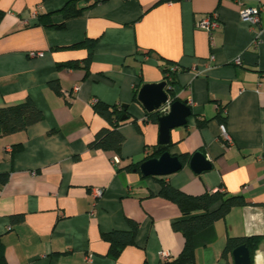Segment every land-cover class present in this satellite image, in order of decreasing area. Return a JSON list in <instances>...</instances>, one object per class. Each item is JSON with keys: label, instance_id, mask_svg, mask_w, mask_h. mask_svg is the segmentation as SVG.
<instances>
[{"label": "crops", "instance_id": "obj_1", "mask_svg": "<svg viewBox=\"0 0 264 264\" xmlns=\"http://www.w3.org/2000/svg\"><path fill=\"white\" fill-rule=\"evenodd\" d=\"M65 1L0 0V108L29 99L43 115L0 136L7 264H159L175 257L184 241L172 228L180 211L158 195L159 180L190 195L222 189L245 197L246 205L192 238L194 264L232 261L221 256L227 237L264 235V0H78L80 15L62 28L39 22L42 14L63 21ZM241 6H262L255 26L241 20ZM212 12L218 25L209 34L196 22ZM87 39L95 42L86 68H57L85 58ZM163 65L178 68L174 84L167 83L169 98L184 100L191 112L170 130L166 150L177 156L204 150L209 170L194 173L185 163L153 178L124 169L157 146L158 123L145 120L133 94L143 83L165 80ZM94 100L127 107L119 155L88 147L107 126ZM198 120L206 122L199 127ZM94 189L101 194L93 197ZM13 214L22 219L11 221ZM127 219L138 224L134 243L113 259L100 234L126 229ZM252 264H264V242Z\"/></svg>", "mask_w": 264, "mask_h": 264}, {"label": "trees", "instance_id": "obj_2", "mask_svg": "<svg viewBox=\"0 0 264 264\" xmlns=\"http://www.w3.org/2000/svg\"><path fill=\"white\" fill-rule=\"evenodd\" d=\"M78 0H66L63 6L59 9L62 13L63 21L54 24L49 19V14H42L38 17L39 22L43 25H49L56 28L64 26V20L80 15L83 7L77 8L75 3ZM167 0H158L157 3L165 2ZM97 2L93 0L92 3ZM95 40L87 39L82 44L87 47V56L81 60H69L57 63V68H86V65L91 56V50ZM178 70L176 66L173 68L167 65L161 66V71L164 73L165 81L172 85L174 84L173 75ZM51 88L60 94V88L56 81L49 82ZM136 97V89L133 98ZM93 111L102 117L107 126L100 128L94 135L93 139L88 143L89 148L100 149L103 151H111L116 155L120 154V147L123 141V136L119 131V126L126 119L129 118L126 105H109L98 100L92 102ZM217 118L220 123L225 122V117L220 112L217 113ZM42 112L34 106V104L26 99L15 105H9L0 108V136L12 134L25 129L27 126L38 122L42 119ZM145 120L157 122L156 113H145ZM135 123V120H132ZM205 120H198L197 126H203ZM153 148L151 153L145 156L144 159L157 157L163 150L156 151ZM190 154L181 153L178 155L182 164L188 162ZM141 161L131 162L124 166L125 170L137 171L138 165ZM8 178L6 173H0V185H3ZM153 178H158L153 176ZM160 181L158 195L164 197L175 203L180 211V218L172 222V228L181 233L183 236V246L180 252L171 259H166L159 264H194V249L192 238L200 230L211 225L214 221L223 219L229 210L233 207H241L247 204L245 197L242 194H230L224 190H216L213 192H203L197 195L186 194L165 182ZM264 206V204H260ZM13 222H19L22 219L21 214L10 215ZM128 227L126 229H111L109 231L101 232V238L108 243L107 255L113 259L117 258L123 248L128 245H133L135 234L137 231V222L127 219ZM264 242V235H250L227 237L221 251V256L227 258L231 255V251L241 244H243L249 254V264H252L254 251L259 244ZM4 245L0 239V264H7L4 257ZM144 264V263H143ZM227 264H233L232 261Z\"/></svg>", "mask_w": 264, "mask_h": 264}, {"label": "water", "instance_id": "obj_3", "mask_svg": "<svg viewBox=\"0 0 264 264\" xmlns=\"http://www.w3.org/2000/svg\"><path fill=\"white\" fill-rule=\"evenodd\" d=\"M168 90L167 82L161 80L159 82L143 83L136 92L135 99L143 110L147 113H156L159 133L155 149L156 151L163 150L159 156L146 159L138 165V172L143 177L168 175L182 166L178 156L170 154L166 149L170 144V130L184 125L191 112L184 100L170 99ZM165 103L168 104V107L159 110ZM187 164L194 173L211 168L204 150L194 152ZM231 257L233 264H249L250 262L248 250L243 244L236 246L231 251Z\"/></svg>", "mask_w": 264, "mask_h": 264}, {"label": "built area", "instance_id": "obj_4", "mask_svg": "<svg viewBox=\"0 0 264 264\" xmlns=\"http://www.w3.org/2000/svg\"><path fill=\"white\" fill-rule=\"evenodd\" d=\"M262 8V6H241L239 9V15L242 21L247 22L250 26H255L257 22L259 21V11ZM218 20L216 17L215 12H212L210 14H207L203 16L201 19H199L196 22V26L199 28H202L206 30L209 34L217 27ZM29 56H34L37 53L36 52H29ZM239 60L236 59L235 63H238ZM167 105H164L161 109L166 108ZM220 133L222 139L225 141V143H230L231 138L227 134L224 124L220 125ZM7 151L10 150V148H6ZM113 162H118V158L116 156H113L112 158ZM101 194L100 189H94L91 192V195L93 197H97ZM164 255V254H163Z\"/></svg>", "mask_w": 264, "mask_h": 264}]
</instances>
